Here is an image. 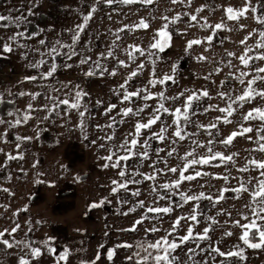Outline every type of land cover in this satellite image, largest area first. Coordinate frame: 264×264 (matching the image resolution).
<instances>
[{
	"label": "crops",
	"instance_id": "crops-1",
	"mask_svg": "<svg viewBox=\"0 0 264 264\" xmlns=\"http://www.w3.org/2000/svg\"><path fill=\"white\" fill-rule=\"evenodd\" d=\"M252 3L255 5L257 0H252ZM261 3H264V0H261ZM243 4L244 0H192L191 5L187 3V0H185L184 4H173L171 0H155V3L151 5L140 3L128 5L113 3L108 5L103 0H100V2L98 0H0V14L10 15L14 20L20 18L17 23L0 21V25H7V27H0V45L4 42L12 44L13 51L7 54H9L10 63L13 58L15 64L19 66L17 67L18 73L15 74L16 78L10 74V69L7 67H5L7 68L6 70L5 68L0 69V97H2L0 99V119L5 121V123L0 124V149H3L0 152V158H7L9 153L12 155L23 153V159H25V162L20 164L21 172L16 173L17 171L15 170V172H8L9 174H16L10 186H0V231L5 229H8L9 232L11 231L13 217L19 220L23 219L20 222L17 221L19 225L31 220V218L24 219L27 215L21 208L18 212L14 211L19 205L28 203L26 198L28 192H38L41 187L38 182L34 186H28L29 171L26 167V165L28 166L27 160H31L32 170L35 173H39L40 162L38 161L45 158L58 160L70 158L87 159L93 153H99L93 154L96 157H106L108 155L105 153H109L108 144L118 146L124 142L126 137L131 139L128 134L134 131V125L137 120H147L157 106L158 98L145 101L141 97H133L131 101L122 102L123 90L119 89V85L124 83L127 75L141 62H143L144 68L128 82L126 86L128 91H136L146 87L152 93L164 91L166 96L171 97L183 92L185 89L189 90L187 94H190L191 90L199 92L207 89L210 94V98L201 97L200 100L193 102V108L190 112L191 122L184 125L188 133H196V135L172 144L174 127H171L167 132L168 139L163 142L152 138L151 134L154 132L158 133L163 124L170 125L172 123L173 117L167 113L162 114V119L153 125L151 129L142 130V134L139 137L141 143L145 139L149 141L155 140L165 149L162 156H154L155 158L181 160L180 157L185 152L195 147L191 143L192 140H197L207 145V141L213 139L216 141L211 145L214 152H223L225 155L238 153L239 155L234 157V164L228 162L226 167H220V161L213 163L210 173L218 175L223 170L229 175V180L226 186L219 183L209 184L210 186L235 188L238 186L239 178H243L246 181L249 177H258V171L252 166H249L250 170L248 172L242 173L237 169L243 167L250 158L264 160V152L252 151V149L257 147L255 142L258 138L256 129L261 127L262 122L259 120L243 121L241 117L252 107L264 106V100L258 97L251 103H245L242 108L238 104L233 105V107L237 108V111L230 117L232 120L231 124L216 121L217 116L225 114L219 113L215 109L207 113L203 111L209 105L226 106V100H222L217 95L219 92H227L233 97L240 94L244 86L240 85L235 77L230 76L229 73L238 75L237 69L251 70L250 68L244 69L238 59L227 55L228 52L235 53L237 57L241 55L245 45L240 44V41L253 29L261 27L253 19L251 12L239 21L227 20L224 8L229 5L233 8H241ZM201 5H207V7L198 14L199 23L190 21V14H196L195 10ZM93 6L97 8V11L93 14L85 32L81 34L80 41L73 46L78 54L68 59L66 54L69 49L56 44V41L59 40L61 45L71 44L73 32L69 30H74L75 26L82 22L83 15H86ZM50 8L54 12L52 18L48 16ZM260 11H264V9ZM178 13L181 15V19L171 23L172 18ZM257 14L260 13L258 12ZM29 15H35L34 23L31 22ZM141 17L148 21L150 25L148 29H125L123 32L117 33V29L123 28L124 25H134L138 23ZM162 17H168V21H165ZM201 17H206L212 25L223 20L227 27L217 30L210 44L205 40L202 44L193 45L191 49H186L187 41L192 39L204 40L206 36L213 34L212 29L200 27V24L203 23V20L200 19ZM166 22L169 23L168 30L171 32L170 46L166 47L162 52L156 49H149V45L154 42L152 37L156 30ZM190 24H196V26L190 27ZM241 24L246 25V27L241 29ZM17 33H23V35H17L15 41L8 40V37ZM117 34L120 36L118 41H116ZM258 39V34H253L248 39L247 46L255 45ZM40 40H44L45 43L41 45L39 43ZM113 41H116L114 48H112ZM20 45H26L27 47H20ZM130 45H139L147 49V51L144 56L136 53L135 61L129 60L128 51L131 50L129 48ZM52 47H56L57 52L49 55L48 53ZM110 48L114 52L113 57H99V53L103 52L106 54ZM259 51L262 50L253 48L250 54L255 55ZM149 52L152 55H149ZM0 53H3L2 47H0ZM12 53L16 56H13ZM41 53L44 55L42 56ZM3 54L6 55V53ZM201 55L206 56L208 59L198 60L197 57ZM86 57H91L89 62L83 65L79 64V60ZM98 57L102 66L99 69L95 68L94 63L98 60ZM41 59L46 61L43 66L40 68L29 67V64L37 63ZM118 60H125L129 67L120 66ZM229 61H231V67L228 66ZM52 63L57 64L56 73L47 79H40V73L47 72ZM68 64H71L72 67H66ZM253 66L264 67V61H254ZM104 68L108 69V71L103 76L99 75ZM216 68H220L221 71H214ZM89 69H94L97 75L85 76L84 72ZM113 69L117 70V75L115 76L109 75V72ZM153 69L155 78H163L167 74L171 75L173 80L166 81L163 85L157 83L155 87L149 85L148 81L153 78ZM25 76H37L38 78L35 81H29L24 79ZM205 77L209 78L205 79ZM249 78L246 77L245 79ZM221 81H225V83L222 85ZM64 85H67V87H64ZM76 85H79V89L88 94L82 97L81 106L78 110L69 109L68 106L63 104L55 110H50L53 106V101L49 99L50 97H56L60 100L68 98L71 101L78 90L75 87ZM258 87L264 88V83L258 82ZM20 92H38L40 95L33 100L30 95H18ZM184 100L185 98L181 97L179 100H168L164 101V103L166 107L171 109L182 106ZM97 101L100 103H97ZM29 103L33 105L32 110L27 108ZM45 104L49 106L48 109L43 107ZM110 104H115L116 108L105 114ZM145 104H148L149 107L145 108V111L140 116L130 114L124 117L121 113L123 108L132 107L135 109L143 107ZM81 111L85 113L83 117L79 115ZM193 112L195 114H192ZM9 113H12V115H9ZM24 115H30L27 123L22 122L20 125H15V120L17 118L22 120ZM112 118H115V120L113 121ZM81 121H83L82 127ZM197 123L204 125L217 123L219 136L216 135L217 129H197L195 126ZM109 124H112V127H108ZM241 124L245 127L251 126L254 131L245 136L236 137L231 145L225 146L218 143L219 139L226 137L231 131L237 130ZM209 131L212 132V136L208 135ZM18 136H27L31 137V139L18 140ZM108 136H112L113 139L108 140ZM248 136H252L253 140L250 141L247 138ZM17 144H20V148H16ZM173 147L177 151L169 157L167 152ZM113 148L114 146H112L110 152H115L116 158L125 155L123 151L118 153L119 150H113ZM196 152L198 155L206 154L207 147L197 148ZM34 172L31 173L38 179L39 177ZM81 187L84 188L85 186H79V190H81ZM5 188L9 191H3ZM51 188H55V185L51 186ZM76 189H78V186H76ZM224 195L227 201H221L222 212L229 216L230 224L234 228L231 232H234V235L231 240L226 241L221 251L225 253L236 251L238 250L236 246L239 245L244 250V259L235 256H219L228 261L229 264H264V247L254 249L244 245L239 239L243 229L233 223L236 220H239L241 224L247 223L248 221L242 218V214L247 215L249 219L253 218L251 210L245 207L246 204L250 203L248 193L229 191ZM18 202L22 203L19 204ZM81 205L83 204L80 202L79 206ZM85 212L82 211V217H84L83 213ZM70 216H67L66 220ZM82 217L75 218L83 221ZM25 232L27 235L18 238V241L23 243L19 244L14 251H12L13 248L0 247V264H19L20 256L28 259L30 264H55L52 259H48L47 263H43L41 260L48 253H51L48 250L51 245L64 242L63 240H68L65 243L69 248V254L71 253V259L67 264H81L83 259L87 261V264H91L92 261H95V264H107V258L105 254H102L103 248L106 249L108 247L107 230L105 229L92 230L87 223L86 231H79L72 235L67 234V236H42L38 233L39 225L36 218L34 224L26 226ZM15 235L14 233L11 235L6 233L4 239L12 242L13 240L11 239ZM15 238L17 237L15 236ZM50 243L51 245H49ZM25 245L39 247L42 253L40 258H33L30 247H25ZM184 245L179 247L178 252L175 251L173 253L174 256L178 257L179 264H186L187 261L192 260V257H195V261L198 264H203L202 259L205 252L201 251L204 248L202 240L195 241L196 253H189V248L183 247ZM75 248H77L76 252L74 251ZM97 254H99V259H96ZM190 256L191 259H189ZM214 257L215 253L211 255L213 262L215 261Z\"/></svg>",
	"mask_w": 264,
	"mask_h": 264
},
{
	"label": "snow or ice",
	"instance_id": "snow-or-ice-1",
	"mask_svg": "<svg viewBox=\"0 0 264 264\" xmlns=\"http://www.w3.org/2000/svg\"><path fill=\"white\" fill-rule=\"evenodd\" d=\"M100 2V0H98ZM104 3L108 5H112L113 3H122V4H134V3H140L143 5H151L155 3V0H103ZM171 3L173 4H184L185 0H171ZM187 3L191 5L192 0H187ZM207 7V5H201L195 10L196 14H190V21L199 23L198 21V14L204 10V8ZM261 9H264V3H261V0H257V3L254 5L252 3V0H244V4L241 8H233L232 6H227L224 8V12L226 15L227 20L230 21H239L241 18H244L247 16L249 12L253 14V19L256 21L258 25L261 27L259 29H253L252 32H249L247 36L244 37L240 41V44L245 45L244 51L241 55L238 57L236 56L235 53L233 52H228L227 55L229 57H235L236 59L239 60L240 64L243 65L244 69H251L250 71H245L242 69H237L238 75L236 73H229L230 76H234L235 79L239 82L240 85H243V89L241 90L240 94L235 95L234 97L231 96L227 92H219L217 95L222 99L226 100V106L225 107H219L218 105H209L206 107L203 111L207 113L208 111L215 109L219 113L225 114L222 116H217L216 121H222L224 124H231L232 120L230 117L233 116V114L237 111V108L233 107V105H237L242 108L245 103H251L252 101L256 100L258 97L261 100H264V88L258 87V82L259 83H264V67L260 66H253L254 61H264V11H260ZM97 11L96 7H92L91 10L86 14L83 15L82 17V22L77 24L75 26L74 30H69L73 32V35L71 37V44L68 45H61L60 41L57 40L56 44L60 45L61 47H65L69 49V52L66 54L68 59H71L73 56H76L78 53L74 49V45L78 43L81 39V34L85 32L86 28L88 27L89 21L92 19L93 14ZM260 14H257V13ZM189 15V14H185ZM111 18V17H109ZM20 18H17L14 20L10 15H2L0 14V21H11L12 23H17ZM165 21H168V17H162ZM181 19V15L178 13L176 16H174L171 20V23H175ZM201 20H203V23L200 24V27L202 28H210L212 29L213 34L208 35L204 38V40L201 39H192L187 41L186 49H191L193 45H199L202 44L205 40L210 44L214 38V34L217 30L225 29L227 25L223 22V20L219 23H216L214 25L210 24L207 20L206 17H201ZM149 23L148 21L141 17L138 23L134 25H124L123 28L117 29V33L123 32L125 29H148L149 28ZM190 27H195L196 24H190ZM0 27H7V25H0ZM246 25L241 24L240 28L243 29L245 28ZM169 29V23L163 24L162 27L156 30L155 34L153 35V43L149 45V49H156L158 51H164V49L168 46H170L171 42V32L168 30ZM253 34H258L259 39L256 41V44L253 46H247V41L250 37L253 36ZM17 35L22 36L23 33H17L14 34L10 37H8L9 41H15L17 39ZM120 39V36L117 34L116 35V41ZM116 41L112 42V48L116 46ZM39 43L43 45L45 43L44 40H40ZM3 53H11L13 51V46L11 43L4 42L2 45ZM20 47H27L26 45H20ZM129 48L131 49L128 51V59L135 61L136 59V53H139L140 56H144L145 52L147 49H144L140 47L139 45H130ZM253 48L255 49H260L262 51H259L255 55H251ZM57 52L56 47H52L50 49V52L48 53L49 55H52ZM3 53H0L2 55ZM149 55H152L151 52L148 53ZM43 56L44 54L41 53ZM113 57L114 52L113 50H108L107 53H99V57ZM99 57L98 60L95 61V68H101V64L99 63ZM91 57H86V58H81L79 60V64H87ZM198 60H207L208 58L206 56H199L197 57ZM46 63L44 59H41L37 63H32L29 64V67L32 68H40ZM118 64L122 67H129V65L125 62V60H118ZM228 66L231 67V61L228 62ZM66 67H72L71 64L66 65ZM175 67V66H173ZM144 68L143 62L138 64L135 69H133L125 78L124 83L119 85V89L123 90V95H122V102L125 101H131L133 97H141L143 100L148 101L152 99H157V106L153 109L152 113L149 115L146 121L142 120H137V122L134 125V131L129 133L128 136L131 137V139H128L127 137L125 138L124 142L120 144L118 147L122 149L125 152V155L119 156L117 158V161L111 165V167L116 168L120 166V161H126L131 158V156H139L142 159H148L149 158V152L148 148L150 147L148 140L145 139L143 143H141L139 137L142 134V130H149L152 128L153 125H155L158 121L162 119V114L167 113L173 117L172 123L169 124H163L160 127V130L158 133L154 132L151 134L152 138L158 139L159 141L163 142L165 139H168L167 132L168 129L171 127H174V131L172 132V137L174 139L171 140L172 144H176L178 141H184L186 138H190L191 136L196 135V133H188L186 131V128L184 125L190 123V112L192 111L193 108V102L198 101L201 99V97H209L210 94L207 89L200 90L197 92L196 90H191L190 94L189 90L185 89L183 92L178 93L175 96H166L164 91L152 93L148 91V89L145 87L143 89H138L136 91H128L127 90V84L129 81H131L134 77L138 75L140 71H142ZM57 71V64L52 63L49 70L47 72H42L40 73V79H47L49 77H52L54 73ZM108 69L104 68L102 71H100L99 75L103 76L105 72H107ZM214 71L220 72V68H216ZM85 76H95L97 75L96 71L94 69H89L88 71L84 72ZM109 75L115 76L117 75V70L113 69L111 72H109ZM153 78L148 81L149 85L155 87L157 83L163 85L166 83V81H171L173 80V77L171 75H165L163 78H155V71L153 69ZM246 77H250L249 79H245ZM37 76H25V80L29 81H35L37 80ZM209 77H205V79H208ZM71 83V82H69ZM225 81H221V84L223 85ZM64 87H67V85H64ZM78 90L75 92L74 99L71 101L68 98L65 99H58L56 97H50L53 101V106L52 109L50 110H55L56 108H59L61 104L68 106L69 109H79L80 108V101L83 96L88 95L86 92L83 90L79 89V85L75 86ZM142 93H144L142 95ZM119 94V93H118ZM20 96L24 95H30L31 99L35 100L40 93H25V92H20L18 93ZM181 97H184V103L182 106L179 107H174V108H168L165 106L164 101H176L179 100ZM2 99V97H0ZM97 103H100L97 101ZM45 109H48V105L45 104L43 106ZM149 107L148 104H145L143 107L139 108H132V107H126L121 109V113L124 117L131 115L135 116H140L141 113L145 111V108ZM27 108L29 110L33 109V105L29 103L27 105ZM116 108L115 104H110L106 111L105 114L108 112H111L113 109ZM84 112L81 111L79 112L80 117L84 116ZM192 114H195L194 112ZM9 115H12V113H9ZM30 115H24L22 120L20 118H17L15 120V125H20L22 122L27 123L29 120ZM47 119V117H45ZM113 121L115 118H112ZM243 121H254V120H259L262 122L261 127L256 129V132L258 134V138L256 139L257 147L255 149H252V151H260L264 152V106H255L250 108L246 113H244L241 117ZM123 122V121H121ZM5 123L4 120L0 119V124ZM15 125H10V126H15ZM83 126V121H81V127ZM197 129H217L216 135L219 136V130L217 123H210L208 125L204 124H199L197 123L195 125ZM108 127H112V124H109ZM254 129L251 126L245 127L243 124L239 125L237 130L231 131L226 137L219 139L218 143L222 145H231L234 141V139L238 136H245L248 133H252ZM209 136H212V132H208ZM87 138V137H85ZM250 141L253 140L252 136L247 137ZM18 140H29L31 137H17ZM108 140L113 139L112 136L107 137ZM216 142L213 139H209L207 141V145H205L203 142L197 141V140H192L191 143L192 145H195L194 148H192L190 151H187L184 153L183 156L180 157L181 160L184 161L183 166L180 168L177 167H170L167 169L168 172L171 173H178V178L175 181H172L171 183H164L160 185L159 187H162L164 189H169L172 187L179 188V186L184 182V181H194L198 177L201 176H206L209 175L207 172L203 171H193L191 174H187L189 168H193L196 165H209L212 163V161L219 160L220 163H235L234 157L238 156V153H232L230 155H225L223 152L219 151H213V148L211 145ZM95 143V141H93ZM138 146L144 147L145 151L143 152H136L134 149H136ZM103 147V145H101ZM207 147V152L206 154L203 155H198L196 152L197 148H204ZM16 148H20V144L16 145ZM3 149H0V152H2ZM160 151H164V149H157V153ZM177 149L173 147L171 150L167 152V155L171 157ZM116 156L115 152H111L110 155L106 157H101V159H105L107 161H112L113 157ZM23 159V153H17V155H12V154H7V159L8 160H16V159ZM167 163V161H165ZM219 166V165H216ZM249 166H252L256 171H258L259 175L258 177H249L246 181L243 178H239V183L238 186L235 188H222L218 194V196L215 198V203H218L220 200L225 199V193L231 191L234 193H248L250 197V203L246 204L245 207L249 208L251 210V216L253 217L252 219H249L247 215L242 214V218L244 220H247V223L241 224L239 220L234 221L233 223L237 226H239L241 229H243L242 234L240 235L239 239L242 241L244 245H247L250 248L258 249L264 247V160H258L256 158H250L247 160L246 164L243 167L238 168L237 170L239 172H248ZM103 167L107 168L109 167L108 163H105ZM162 171V170H161ZM127 175L125 170H121L119 172L120 177H125ZM132 175H142L145 180H152L154 181L156 179V174L148 175V174H143V173H137L133 172ZM217 179H223L225 181L229 180V175H223V176H216ZM141 181L139 180H129L124 183H119L116 180H113L112 183L113 185H116L115 187L112 188V193H116L119 189H127L128 183H140ZM203 187V185H201ZM3 191L8 192L9 190L7 188L3 189ZM153 192H156L157 189L153 187L152 189ZM134 195H139L140 190L137 189L134 193ZM181 196L184 200L185 203L188 201H193L196 200L198 201L201 198H205L204 192H201L199 196L195 195H185L181 193ZM159 199H165L164 196H158ZM209 200H213L214 198L212 196L206 197ZM239 198V197H237ZM104 203V200L100 201V204H93L92 207H99ZM136 207H144V202L139 201ZM136 207H132L129 209V211H135ZM147 212L149 213H163V214H168L173 211V208L171 206H165V207H153V206H148L146 209ZM219 214V213H218ZM127 215V213H125ZM229 215H231L229 213ZM147 217H142L141 220L135 221V224L131 229H128L129 231H135V225H138L142 223V220ZM186 219L185 217L181 216L178 217L172 224L171 226V231L168 232L166 236L161 237L160 239L156 240L154 243H149L145 247L142 244H138L137 246L140 247L143 252L145 253L144 255H141L140 252L134 253L132 256H128L126 259L129 261L135 260L136 264H149V261L152 262V264H175V261L177 260V257L173 255V253L178 249L181 245L185 244L186 242L192 240L194 238V233H193V227L188 226L187 228V233L183 236L179 237V240L177 242L176 239L169 240V236H171L177 229V227L180 225L181 220ZM187 219H190L191 221L198 222L197 221V215L195 214V210L192 215L187 217ZM209 220H212L213 223L216 221L214 220L213 217H208ZM259 221V222H258ZM210 227H206L203 229L202 233H197L196 238L199 240H205L209 239L208 233L210 231ZM20 228V225L17 223L14 228L11 229L9 232L8 229H5L4 231H0V243L5 245L7 248L11 249L14 246H18L19 244L23 243L22 241H12L10 242L8 239H4L5 234L7 233L8 235H11L12 233H15L18 229ZM146 231L149 232H156L159 231V229L153 227L150 229H147ZM233 233L232 232H226L225 235L231 236ZM51 239V238H49ZM254 239L256 242H253ZM47 243V241H45ZM25 247H30L31 250V256L33 258L39 257L41 253L40 248L36 247H31L30 245H25ZM117 247H125V248H131V244H123V245H117ZM238 250L236 251H228L227 253L221 251L218 247L213 248L212 251H215L218 253L220 256H225V257H239L240 259H244L243 256V248H240L239 245L236 246ZM149 249L155 250L149 251ZM50 252L54 251L53 249L49 248L48 249ZM114 249L109 250L108 252V259L111 260L113 255H114ZM195 249H188L189 253H195ZM201 251H204L201 249ZM69 252L67 249L63 253L60 254L58 257V264L59 261H66L68 258ZM99 254H97L96 259H99ZM191 259V256L189 257ZM19 264H30V261L26 259L24 256L19 257ZM82 264H86V262H82ZM91 264H95V261H92Z\"/></svg>",
	"mask_w": 264,
	"mask_h": 264
},
{
	"label": "rangeland",
	"instance_id": "rangeland-1",
	"mask_svg": "<svg viewBox=\"0 0 264 264\" xmlns=\"http://www.w3.org/2000/svg\"><path fill=\"white\" fill-rule=\"evenodd\" d=\"M53 13V9L50 8L48 16L52 18L54 16ZM28 17H31V22L34 23L35 15H29ZM12 55L16 56L14 53H12ZM12 60L13 61L10 63L9 54L7 53L6 55H0V69L7 67L10 69V74L16 78L15 74L18 73L17 67L19 66L15 64L13 58ZM7 68H5V70ZM148 143L150 145L147 149L149 152L148 159H142L134 155L126 161H120V166L116 168L111 167V165L117 161L115 156L112 161L101 159L95 155L93 156V154L99 153H93L91 157H87V159L70 158L58 160L45 158L38 161L40 162L39 173H35L32 170L31 160H27L29 166L26 165L29 171L28 186H34L40 183L39 185L41 187L38 192H28L26 194L28 203L26 205H19L17 209L14 210L18 212L21 208L27 215L24 219L31 218V220L24 224L21 223L20 228L14 233L17 238L14 236L11 240L18 241L19 237L27 235L25 232L26 226L34 224L36 218L38 219L39 225L38 233L42 236L72 235L79 231H86L88 223L89 228L92 230H107L106 239L108 241V247L102 250V254H105L107 258V264H136L135 260L129 261L126 258L132 256L136 252H140L141 255L145 254L137 245L142 244L146 247L147 244L154 243L161 237L166 236L168 232L171 231L173 222L178 217L183 216L186 219L181 220L176 231L168 237L169 240L176 239L178 242L179 237L187 233L188 226H192L194 238L188 241L187 246L185 243L183 247L195 249V241L199 240L196 238V234L202 233L204 228L211 226L208 233L209 239L202 240L204 245L203 250L205 252L203 254L202 263L229 264V262L221 258L218 253L212 251V249L216 247L222 250L226 241L231 240L234 235V232H232L233 234L231 236L225 235L226 232L234 230L233 226L230 224L231 221L229 220V216L222 212L223 207H221V201H227V198L215 203V198L219 194V189L225 188L227 183V181L223 179L216 178V176L227 175L223 170H221L218 175H212L210 173L213 163H217L219 160L212 161L209 165H196L193 168H189L186 173L187 175L191 174L193 171L199 170L207 172L209 175L198 177L194 181H184L179 188L172 187L164 189L159 186L164 183L175 181L179 175L178 173L168 172L167 169L170 167L180 168L183 166L184 161L179 159L155 158L154 156H162L165 149L155 140H148ZM112 146H114L113 150H119L118 153L123 151L115 144H108L109 153L105 154H111L110 149ZM157 149H164V151L157 153ZM134 151L143 152L145 148L138 146ZM165 161H167V163H165ZM24 162L25 159L18 158L16 160H8L7 158H0V186H10L16 174L13 175V173L9 174L8 172H13L14 170L17 171L16 173L21 172L20 164ZM105 163H108L109 167H103ZM220 165V167H226L227 163H224V165L220 163ZM122 169L127 173L125 177L119 176V172ZM30 171L34 172L39 178L36 179V176ZM133 172L148 175L155 173L156 179L154 181L145 180L142 175H132ZM113 180L119 183H124L129 180H139L141 182L128 183L127 189H119L116 193H112V188L116 186L113 185ZM212 183L224 184L225 186H210ZM54 185L55 188L50 189V187ZM201 185H203V187H201ZM76 186H78V189H76ZM79 186L85 187H81V190H79ZM153 187L157 189L156 192L152 191ZM137 189L140 190L138 196L133 194ZM201 192H204L205 198H201L198 201L193 200L185 203L181 196V193L199 196ZM158 196H164L165 199H159ZM208 196H212L214 199L209 200L206 198ZM101 200H104L102 205L99 207H92L93 204H100ZM139 201L144 202V207H136ZM80 202L83 205L79 206ZM18 203L20 204L22 202ZM148 206H171L173 211L168 214L149 213L146 211ZM132 207H136V210L129 211ZM194 210L198 222L187 219V217L193 214ZM82 211H86L83 213L84 217L81 216ZM125 213H127V215H125ZM67 216H70V220H66ZM80 216L84 219L83 221L75 218H81ZM142 217L147 218H144L142 223L135 225V231H129L128 229L133 227L135 221L141 220ZM208 217H213L216 222L213 223ZM12 220V228H14L16 224L23 219L19 220L13 217ZM153 227L159 229V231H146ZM63 241L64 242H58L55 245H51L50 243L49 245H51V248L53 247L54 251L53 253H48L41 262L47 263L48 259H52L55 261V264H58V257L60 254L63 253L65 249L70 252L66 245L68 240ZM123 244H131L132 247H117V245ZM0 247L3 248L5 245L0 243ZM15 249H17V246H14L12 251ZM113 249L115 250L114 255L112 259L109 260L108 252ZM76 250L77 248L74 249L75 252ZM149 251L154 252L155 250L149 249ZM176 251L178 252L179 248L176 249ZM214 253L215 261L213 262L211 255ZM38 258H40V256ZM70 259L71 253L68 255L66 261H59V264H67ZM81 262H86L87 264L85 259ZM149 264H152V262L149 261ZM175 264H179L178 257ZM186 264L198 263L195 261V257H192V260L187 261Z\"/></svg>",
	"mask_w": 264,
	"mask_h": 264
},
{
	"label": "trees",
	"instance_id": "trees-1",
	"mask_svg": "<svg viewBox=\"0 0 264 264\" xmlns=\"http://www.w3.org/2000/svg\"><path fill=\"white\" fill-rule=\"evenodd\" d=\"M254 242H256V240H254Z\"/></svg>",
	"mask_w": 264,
	"mask_h": 264
}]
</instances>
